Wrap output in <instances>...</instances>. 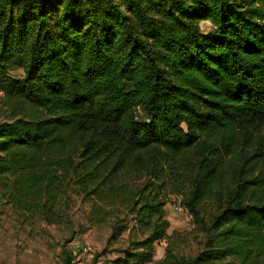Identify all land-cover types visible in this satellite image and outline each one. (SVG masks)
Listing matches in <instances>:
<instances>
[{
	"label": "trees",
	"instance_id": "trees-1",
	"mask_svg": "<svg viewBox=\"0 0 264 264\" xmlns=\"http://www.w3.org/2000/svg\"><path fill=\"white\" fill-rule=\"evenodd\" d=\"M0 94L25 222L71 230L78 206L143 264L177 196L203 242L161 264H264V0H0Z\"/></svg>",
	"mask_w": 264,
	"mask_h": 264
},
{
	"label": "rangeland",
	"instance_id": "rangeland-1",
	"mask_svg": "<svg viewBox=\"0 0 264 264\" xmlns=\"http://www.w3.org/2000/svg\"><path fill=\"white\" fill-rule=\"evenodd\" d=\"M14 75L19 77L21 74L17 71ZM73 212L76 224L70 230L41 222H25L20 214L1 202L0 264H62L68 252H72L71 264H123L119 260L123 256L121 250L127 247L128 232H124L116 243L108 244L107 225L79 229L83 215L78 206ZM165 215L170 224V240L155 243L152 261L143 264H161L168 255V247L173 254L186 257L196 255L201 249L203 235L186 212H173L168 200ZM84 246L93 249L91 258L79 251Z\"/></svg>",
	"mask_w": 264,
	"mask_h": 264
},
{
	"label": "built area",
	"instance_id": "built-area-1",
	"mask_svg": "<svg viewBox=\"0 0 264 264\" xmlns=\"http://www.w3.org/2000/svg\"><path fill=\"white\" fill-rule=\"evenodd\" d=\"M169 204L175 213H182L183 212V207L181 205V199L177 196H171L169 199ZM79 251L85 255L89 256L90 258L92 257L93 249L89 246H84L79 249Z\"/></svg>",
	"mask_w": 264,
	"mask_h": 264
}]
</instances>
